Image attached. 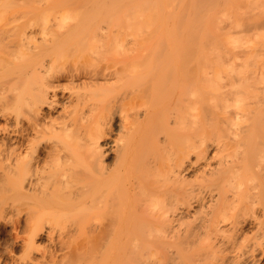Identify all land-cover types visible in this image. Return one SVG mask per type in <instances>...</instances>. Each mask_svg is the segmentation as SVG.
<instances>
[{"label":"bare ground","instance_id":"bare-ground-1","mask_svg":"<svg viewBox=\"0 0 264 264\" xmlns=\"http://www.w3.org/2000/svg\"><path fill=\"white\" fill-rule=\"evenodd\" d=\"M0 2V53L36 38L8 74L14 93L0 90V114L14 105L0 160L14 161L1 175L27 216L22 264L43 262L30 251L47 211L83 210L70 223L82 238L67 241L100 264H147L183 225L210 242L257 221L246 214L264 212V58L234 34L264 20V0H79L50 29L13 25L5 10L18 7Z\"/></svg>","mask_w":264,"mask_h":264},{"label":"rangeland","instance_id":"rangeland-1","mask_svg":"<svg viewBox=\"0 0 264 264\" xmlns=\"http://www.w3.org/2000/svg\"><path fill=\"white\" fill-rule=\"evenodd\" d=\"M4 1L5 4L8 5L14 4L18 7L17 12L15 13H11V12L8 13L7 10L8 7L5 10L7 15L15 16L13 18H10V20L12 19L13 21L12 24L18 23V25L19 23L22 24L24 21H26L27 17H33L39 23L43 22L42 23L43 25H45L46 23L49 24L52 20L54 21L55 24V21H58L56 20L57 17L60 18V16L62 15H67L71 13L74 10L75 6L77 7L79 4V0H4ZM169 16L171 15L169 14ZM54 17L56 19H54ZM10 20L9 22H11ZM12 24L9 23L8 25L12 26ZM48 24H46L47 27ZM50 24H49V29L50 26L52 27V25ZM103 24L104 23H102L101 26ZM37 26L38 24L36 25V29H35V24H34L32 30L35 33H31V35L32 34L35 35L36 31L40 33L39 30H41L42 25L40 27ZM53 26L56 27L55 25ZM218 26L223 27V29H227V21L225 20L219 21ZM243 27L244 30L241 31L240 33L234 34V36L235 35L242 36L243 39L254 41L255 52L257 53V55H259V58L261 57L264 58V20L263 21L258 19L256 21L245 20L243 22ZM104 29L105 27L103 29L99 28L97 29L98 31L96 30V32L103 31ZM38 36L41 39L43 34L40 35L38 34L36 37L38 38ZM34 40H35L34 42H36V38H34ZM31 41L32 40L30 39L29 43ZM40 41L38 42L40 43ZM25 42H24L25 45L23 44V46H25L26 48V45H28V41H26L25 39ZM34 42L32 41L31 43ZM31 43L28 46H30V49L31 48L33 49L34 46L31 47L32 45ZM23 46L20 45L19 50L13 49L16 52H13L11 50V53L12 52L13 53L9 54L10 58L8 57L9 55L7 56V52L5 51L8 50V48L6 49L3 48V50L6 53L4 52L0 53V75H1L0 90L4 89V87L6 89L8 83V90L13 92L14 88L10 90L11 88L9 89V87L11 86L13 87L12 84L14 79L13 78L9 79L8 76L11 75L10 77H14L12 69L17 64H19L18 62L23 63L22 60H24L25 62L26 55L23 54L22 56H24V58L23 57L21 58V54L24 53V49H25ZM28 46L27 48H29ZM22 47L24 49L22 52H20L21 51L20 49H22ZM27 48L25 49V52ZM88 53L90 52L88 51ZM6 58H9L11 60ZM2 85L5 86L1 88ZM61 85L65 87L68 85V83L63 81L61 82ZM61 90L62 89H60V91ZM67 90H68L67 88H64L63 89L64 93H66ZM59 94L62 93L60 92ZM111 103L110 106L117 108V106L114 105L113 102ZM6 108L10 114H0V150L3 147L2 140H4V142L7 145H12L14 143L13 140L15 138L14 137L15 135L13 134L14 132L12 131L16 129L15 128L16 122L13 118V112H11L12 109H13L12 111H14V105L9 104ZM114 108H112V110ZM114 112H116L114 114H119L118 111H116L115 109ZM23 126L24 128L26 127L25 122L23 123ZM114 126L115 125H113V127ZM3 128L5 130H3ZM112 133H114L113 136L116 135L115 134L116 128L115 131L114 130L112 131ZM12 167H14L13 159L9 161L6 159L2 161L0 160V264H22L21 259L26 254L25 243L27 241L28 228L26 226L27 224L25 220L27 216L26 214H23L24 216L18 218L19 216L16 214L17 212H16V199H15L16 198L15 183L12 179L5 180L1 175L2 168L9 169L11 171ZM253 214L257 216L256 217L257 221L253 223H250L251 221H249L248 223H246L243 226L241 232L238 235H234V238H230L224 235L225 238L224 240L219 238L218 240L212 239L210 242H207L206 239H203L201 237V238H196V240L194 241L193 233L187 231L189 227L187 226L186 228V226L183 225L182 232L183 230L184 232L182 236L184 235V237L180 236L182 238L175 239L169 242L168 244H163L159 246L156 250L149 252L145 256V261L147 264L149 263L151 264L153 263L154 264L155 263L156 264H264V212L260 208L255 210V212L246 215L248 218L251 217L253 218L252 216ZM51 215L50 212L48 211L44 213L43 215L44 218L52 217L53 219L52 225L45 222L46 224H44V226L37 232L38 233L37 236L35 237V239H33L34 248L32 249V251H30L31 255L33 256V259L39 261L42 260L43 261L42 264L44 263L48 264V262H50L49 264H98L99 260L95 259V254L97 253H95L92 249L91 250L93 252L90 250L86 251L85 248L81 249L76 247L74 249L73 243L69 244V242H71L73 238L74 240H76L77 238L78 239L82 238L81 236L83 234L79 237L70 236L73 234H75L76 236L80 235V232H78L79 230L77 231L79 233L78 234L76 232L77 229H75V226L73 225L71 226L70 223L72 220L81 217L83 215V210L80 209L64 210V212L61 215L54 218ZM229 233L230 231L227 232V235ZM67 236H69L70 238ZM71 238L72 240H70ZM226 239H231V240L235 239V244L225 245ZM67 240L70 241L68 242ZM179 251L181 252V254H179L180 253ZM182 251H184V253H182ZM97 258L100 259V255ZM135 260L136 259L134 257V254H131V257H128L127 261H123L120 264H136L137 262ZM100 261L103 262V260L101 259ZM105 262L107 261L105 260ZM106 264H110V263L107 262Z\"/></svg>","mask_w":264,"mask_h":264}]
</instances>
